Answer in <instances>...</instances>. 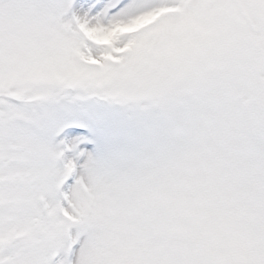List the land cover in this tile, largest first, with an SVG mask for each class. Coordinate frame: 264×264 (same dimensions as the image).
Returning <instances> with one entry per match:
<instances>
[{"label": "snow or ice", "instance_id": "1", "mask_svg": "<svg viewBox=\"0 0 264 264\" xmlns=\"http://www.w3.org/2000/svg\"><path fill=\"white\" fill-rule=\"evenodd\" d=\"M0 264H264V0H0Z\"/></svg>", "mask_w": 264, "mask_h": 264}]
</instances>
